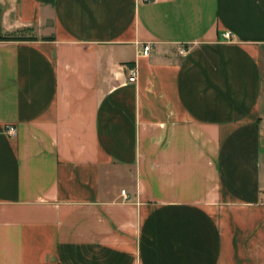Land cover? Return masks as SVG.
<instances>
[{"label": "crops", "instance_id": "obj_1", "mask_svg": "<svg viewBox=\"0 0 264 264\" xmlns=\"http://www.w3.org/2000/svg\"><path fill=\"white\" fill-rule=\"evenodd\" d=\"M19 33L0 264H264V0H0Z\"/></svg>", "mask_w": 264, "mask_h": 264}, {"label": "built area", "instance_id": "obj_2", "mask_svg": "<svg viewBox=\"0 0 264 264\" xmlns=\"http://www.w3.org/2000/svg\"><path fill=\"white\" fill-rule=\"evenodd\" d=\"M224 35L226 37L230 38L231 37V32L227 31V32L224 33ZM151 49H152V46H151V44L148 43V44L143 46L142 53L143 54H149L151 52ZM129 69H130V78H131V80H133V81L136 80L138 78V75H139L138 67L136 65H131V66H129ZM8 127H9V130L11 132H16V127L15 126L10 125ZM123 192H126V190L123 189Z\"/></svg>", "mask_w": 264, "mask_h": 264}, {"label": "trees", "instance_id": "obj_3", "mask_svg": "<svg viewBox=\"0 0 264 264\" xmlns=\"http://www.w3.org/2000/svg\"><path fill=\"white\" fill-rule=\"evenodd\" d=\"M1 39H35L36 36H29L24 33L10 34V35H0Z\"/></svg>", "mask_w": 264, "mask_h": 264}]
</instances>
